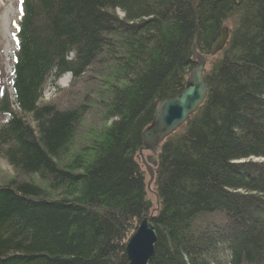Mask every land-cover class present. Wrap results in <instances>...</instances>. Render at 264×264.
Wrapping results in <instances>:
<instances>
[{"label": "trees", "instance_id": "obj_1", "mask_svg": "<svg viewBox=\"0 0 264 264\" xmlns=\"http://www.w3.org/2000/svg\"><path fill=\"white\" fill-rule=\"evenodd\" d=\"M18 9L0 157L46 185L0 184V264H128L126 244L153 207L141 133L185 88L194 39L210 54L227 23L203 104L158 155L151 264H264V0H19ZM68 73L70 87L92 86L65 106L45 101ZM94 105L105 125L77 147Z\"/></svg>", "mask_w": 264, "mask_h": 264}, {"label": "water", "instance_id": "obj_2", "mask_svg": "<svg viewBox=\"0 0 264 264\" xmlns=\"http://www.w3.org/2000/svg\"><path fill=\"white\" fill-rule=\"evenodd\" d=\"M229 39V27L223 26L221 37L210 54H202L197 48V39L192 44V57L197 65L190 71L185 88L176 96L162 100L155 110L154 118L141 133L142 146L139 156L150 177L148 187L155 179L158 155L164 140L185 124L203 104L208 88L204 72L210 57L221 52ZM149 152L148 155H144ZM153 216L145 217L126 244L128 264H151L157 242Z\"/></svg>", "mask_w": 264, "mask_h": 264}, {"label": "rangeland", "instance_id": "obj_3", "mask_svg": "<svg viewBox=\"0 0 264 264\" xmlns=\"http://www.w3.org/2000/svg\"><path fill=\"white\" fill-rule=\"evenodd\" d=\"M18 5H19V0H0V66H1L0 86L5 85L4 82L7 80V77L11 72L13 54L15 50V43L13 41V36H12L14 31L12 23L13 21L18 19L19 16ZM226 26H229V23H227ZM71 81H72L71 75L66 74L59 80L58 82L59 88H53L51 86H48L47 89L45 90V101H54L60 106H65L66 104L71 103L76 98V96H78L77 93L84 90L86 86L87 89L92 86V84L88 82L83 84L82 82H85V80H82V81H76V84L73 88L69 86L71 85ZM92 90L90 92H92ZM73 92H74V97L72 95ZM1 122L2 120L0 119V123ZM104 123H105L104 118L102 114L99 113V109L97 105H94L93 110L86 118L83 128L81 129L83 134L79 137L77 141L76 144L77 147L83 145L84 142H86V140L90 138L91 136L90 133H92V131L98 126L100 125L104 126L105 125ZM148 154L149 152L144 153L145 156ZM137 157L142 167L145 168L139 154ZM30 177H32L31 180L36 181L42 186L46 185L37 175H34V177L33 175L29 177L19 175V173L4 158L0 157V184H6L11 180H13L14 178L20 180H26V179H30ZM149 179L150 177L147 173V195L153 205L149 215L150 217V216H154L155 212H157L159 201H158V196L156 193V187L154 185V182H152L151 186L148 187ZM208 219H211L216 222H222L223 216L221 214H215L212 215L210 218L208 217Z\"/></svg>", "mask_w": 264, "mask_h": 264}, {"label": "bare ground", "instance_id": "obj_4", "mask_svg": "<svg viewBox=\"0 0 264 264\" xmlns=\"http://www.w3.org/2000/svg\"><path fill=\"white\" fill-rule=\"evenodd\" d=\"M144 218H145V217H144ZM144 218H143V219H144ZM143 219H142V220H143ZM142 220H141V221H142ZM141 221H140V222H141ZM140 222H139V224H140ZM139 224L137 225V228H138ZM137 228L135 229V231L137 230ZM135 231H134V232H135ZM134 232H133V233H134ZM133 233L131 234V236L133 235Z\"/></svg>", "mask_w": 264, "mask_h": 264}]
</instances>
